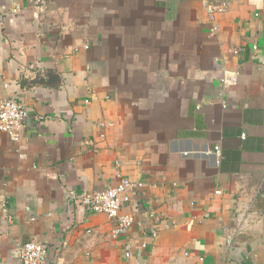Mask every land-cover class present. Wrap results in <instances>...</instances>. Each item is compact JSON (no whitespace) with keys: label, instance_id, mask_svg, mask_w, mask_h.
I'll list each match as a JSON object with an SVG mask.
<instances>
[{"label":"crops","instance_id":"0c3cea01","mask_svg":"<svg viewBox=\"0 0 264 264\" xmlns=\"http://www.w3.org/2000/svg\"><path fill=\"white\" fill-rule=\"evenodd\" d=\"M216 26L202 0H0V104L27 111L19 143L0 132V264L30 242L48 264H264V0ZM121 178L139 224L117 237L78 199Z\"/></svg>","mask_w":264,"mask_h":264},{"label":"built area","instance_id":"2783aa9c","mask_svg":"<svg viewBox=\"0 0 264 264\" xmlns=\"http://www.w3.org/2000/svg\"><path fill=\"white\" fill-rule=\"evenodd\" d=\"M231 0H202V7L208 17V21L217 31L216 20L218 16L224 15L228 11ZM19 8L14 10L18 13ZM226 86H235L238 83V77L234 73H227L223 79ZM27 117L26 107L19 101L8 98L0 104V132L9 136L13 143H19L25 130V120ZM219 147L216 148L218 152ZM140 185L130 181L127 178H121L112 188L105 191H95L89 194L79 196V205L86 211L95 214L107 215L117 223L115 235H128L132 229L138 225L135 217L125 211V207L131 199V193L139 189ZM217 191V194H221ZM124 211V212H123ZM20 264H48L47 247L30 242L19 249ZM127 257L132 258L131 251L127 249Z\"/></svg>","mask_w":264,"mask_h":264}]
</instances>
